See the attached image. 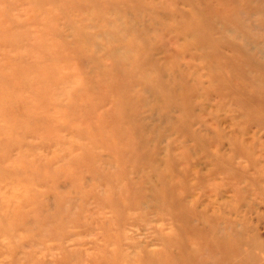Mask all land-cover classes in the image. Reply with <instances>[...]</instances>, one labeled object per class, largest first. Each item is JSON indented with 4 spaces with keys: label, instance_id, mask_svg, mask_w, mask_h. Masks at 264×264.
Returning a JSON list of instances; mask_svg holds the SVG:
<instances>
[{
    "label": "rangeland",
    "instance_id": "obj_1",
    "mask_svg": "<svg viewBox=\"0 0 264 264\" xmlns=\"http://www.w3.org/2000/svg\"><path fill=\"white\" fill-rule=\"evenodd\" d=\"M258 101L264 0H0V264H264Z\"/></svg>",
    "mask_w": 264,
    "mask_h": 264
},
{
    "label": "bare ground",
    "instance_id": "obj_2",
    "mask_svg": "<svg viewBox=\"0 0 264 264\" xmlns=\"http://www.w3.org/2000/svg\"><path fill=\"white\" fill-rule=\"evenodd\" d=\"M263 101H258L256 104H254L255 106V111L258 110V112H261L260 109L262 110V112L264 111V108H262V106L264 105L262 103ZM248 103V102H247ZM249 104V103H248ZM180 208V207H179ZM225 232V231H224ZM237 242V241H235ZM235 242L233 243H229L226 241H214L213 239H208L204 244L212 247L213 249H218L219 251L222 252L223 256H227L228 255V251L235 246Z\"/></svg>",
    "mask_w": 264,
    "mask_h": 264
}]
</instances>
